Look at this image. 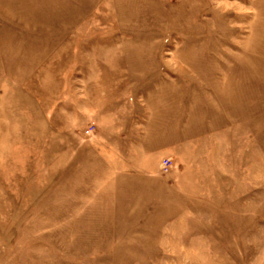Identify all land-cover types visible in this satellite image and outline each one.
I'll list each match as a JSON object with an SVG mask.
<instances>
[{
    "label": "rangeland",
    "instance_id": "1",
    "mask_svg": "<svg viewBox=\"0 0 264 264\" xmlns=\"http://www.w3.org/2000/svg\"><path fill=\"white\" fill-rule=\"evenodd\" d=\"M109 68L174 102L175 180L113 193L61 117ZM0 264H264V0H0Z\"/></svg>",
    "mask_w": 264,
    "mask_h": 264
},
{
    "label": "crops",
    "instance_id": "2",
    "mask_svg": "<svg viewBox=\"0 0 264 264\" xmlns=\"http://www.w3.org/2000/svg\"><path fill=\"white\" fill-rule=\"evenodd\" d=\"M114 76L109 68L105 73L83 77V81L91 83L76 85L74 104L64 106L68 96L63 99L61 117L69 118L71 129L96 123L93 142L103 150L102 160L111 169L108 185L116 193L121 188L126 192L132 178H140L145 184L158 183L164 177V159L179 160L186 138L175 119L174 102L170 106L162 96H147L133 90L121 92L128 81L118 84ZM159 99L160 106L152 105ZM166 177L175 180V170Z\"/></svg>",
    "mask_w": 264,
    "mask_h": 264
},
{
    "label": "built area",
    "instance_id": "3",
    "mask_svg": "<svg viewBox=\"0 0 264 264\" xmlns=\"http://www.w3.org/2000/svg\"><path fill=\"white\" fill-rule=\"evenodd\" d=\"M97 125L95 122H91L87 129L85 130V136L90 140H93L96 137ZM177 166L172 158H165L162 165V174L163 176L170 175Z\"/></svg>",
    "mask_w": 264,
    "mask_h": 264
}]
</instances>
